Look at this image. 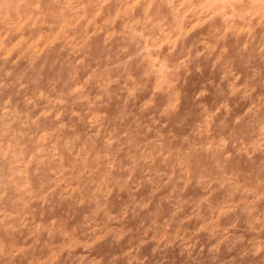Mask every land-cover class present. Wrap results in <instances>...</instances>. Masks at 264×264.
I'll return each mask as SVG.
<instances>
[{
  "label": "clouds",
  "instance_id": "1",
  "mask_svg": "<svg viewBox=\"0 0 264 264\" xmlns=\"http://www.w3.org/2000/svg\"><path fill=\"white\" fill-rule=\"evenodd\" d=\"M2 9L0 264H63L79 247L113 234L123 239L122 229L107 225L94 227L88 241L62 232L38 255L41 233L57 229L55 222L38 223L34 214L45 205L90 203L97 214H107L113 196L137 193L145 184L152 185L151 198L133 196L124 215L174 202L178 226L157 224L123 254L127 264H145L147 257L138 253L150 242L153 253L179 249L193 260L218 256L225 246L239 248V264H264V0H9ZM164 9L170 24L159 18ZM218 19L216 41L195 51L190 37ZM229 41L249 57L248 74L232 73L228 83L229 97H238L243 110L230 125L220 122L226 132L217 130L216 118L222 109L231 115L227 101L215 110L205 106L199 120L176 131L173 121L183 106L177 73L204 52L219 49L217 60L223 59ZM114 49L125 55L99 56ZM136 62L144 66L139 75L132 70ZM55 66L66 70V79L45 82L43 70ZM32 73L39 75L37 87L30 86ZM36 174L45 179L37 184ZM193 183L202 192L186 200ZM218 189L226 198L204 219L201 210L213 206ZM230 214L246 217L252 238L237 235L236 224L221 226ZM193 221V228L185 227Z\"/></svg>",
  "mask_w": 264,
  "mask_h": 264
},
{
  "label": "rangeland",
  "instance_id": "2",
  "mask_svg": "<svg viewBox=\"0 0 264 264\" xmlns=\"http://www.w3.org/2000/svg\"><path fill=\"white\" fill-rule=\"evenodd\" d=\"M6 2H9V0H0V18L3 16L2 5ZM12 2H18V0H12ZM166 15L167 9H164L159 18L164 20V23L170 24V19H164ZM217 29L222 30V22L219 19L214 24L207 25L193 33L188 44L195 51L204 49L208 43H214L220 35ZM228 46L230 51L223 59L217 60L219 49L211 55L204 52V54L191 60L186 67H182L177 73V88L181 93L183 106L180 115L173 121L172 126L176 128V131L179 132L199 120L205 106L210 110H215L220 104L227 101L232 107L231 115H227L226 110L222 109L216 118L217 130L226 132L227 129L220 122L225 121V123L230 125L234 116L243 110V103L239 102L238 97H229L228 83L233 78L232 73L248 74L249 57L239 52V46L234 41H229ZM220 47H224L223 42ZM166 51L165 49V53ZM123 55L125 54L118 49L99 54L105 61L108 58L115 60ZM260 55L264 56V53ZM253 63L259 66L261 64L259 57ZM132 70L139 75L143 72L144 66L136 62L132 66ZM226 73L229 74L227 79L225 78ZM43 75L45 76V82L49 80L52 83H55L57 80L62 82L66 79V70L60 66L48 67L43 70ZM29 83L31 87H37L39 85V75L36 73L30 74ZM49 86L51 87L52 85L49 84ZM56 87H60V84H56ZM201 92H205L206 94L198 96ZM161 99L164 98L161 97ZM65 163H71V158L67 154L65 156ZM126 174V172L121 171L114 173L117 176ZM44 179L43 174L33 176V180L37 184ZM151 192L152 185L145 184L137 193L129 194L127 191L119 193L113 196L107 214H97L94 203L83 207H70L62 204L38 207L34 214L36 221L44 225H50L55 222L54 226L57 231L53 235H50L48 232L41 233L36 245V253L38 255L46 254L53 245L60 241L62 232H70L81 241H88L92 237L91 230L94 227L107 225L122 229L126 233L125 237L117 239L116 235L113 234L93 247H79L71 255L65 256L63 264H82V261L79 259L81 257L85 258L83 264H87V261L93 258L102 259L103 264H109L114 257L118 258L116 264H127V258L123 254L129 248L139 245L142 239H146L145 234L148 233L150 235L151 230L157 224H163L165 221H168L171 223L173 229L178 226L177 218H174L172 215L175 210L174 202L164 201L159 206L153 205L149 210L129 211L126 216L124 215L125 209L133 202V196L136 200L149 199L151 198ZM201 192L202 186L193 183L183 198L186 200L197 199ZM225 198L226 193L223 189H218L214 197L213 206L203 208L201 216L204 219L212 218L215 215V204ZM260 207L264 210V204ZM196 223L197 221H193L185 225V227L193 228ZM220 223L222 227L236 224L237 227L233 231L237 235H244L247 238H252L254 235L248 232L246 217L243 214L239 218L234 214L227 215L222 217ZM2 236H4V233L0 231V237ZM26 236L27 233L18 234V239L23 240ZM204 238H207L206 234ZM154 247L155 245L152 242L140 246L138 255L142 260L147 257L145 264H239V248L229 251L228 247L225 246L218 256L214 257L213 254L205 253L203 257L193 260L187 254L182 255L179 249L161 250L153 253ZM233 257H237V260L233 261Z\"/></svg>",
  "mask_w": 264,
  "mask_h": 264
}]
</instances>
